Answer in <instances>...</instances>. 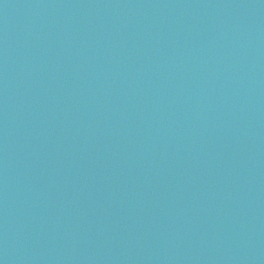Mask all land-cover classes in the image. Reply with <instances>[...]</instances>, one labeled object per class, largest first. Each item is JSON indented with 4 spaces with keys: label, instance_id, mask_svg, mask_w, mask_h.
<instances>
[{
    "label": "water",
    "instance_id": "water-1",
    "mask_svg": "<svg viewBox=\"0 0 264 264\" xmlns=\"http://www.w3.org/2000/svg\"><path fill=\"white\" fill-rule=\"evenodd\" d=\"M0 264H264V0H0Z\"/></svg>",
    "mask_w": 264,
    "mask_h": 264
}]
</instances>
